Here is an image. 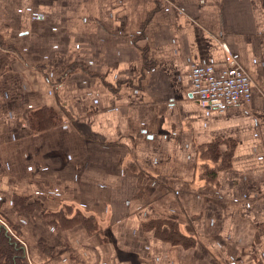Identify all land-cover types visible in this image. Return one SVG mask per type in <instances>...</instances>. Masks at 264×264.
<instances>
[{
	"label": "crops",
	"instance_id": "1",
	"mask_svg": "<svg viewBox=\"0 0 264 264\" xmlns=\"http://www.w3.org/2000/svg\"><path fill=\"white\" fill-rule=\"evenodd\" d=\"M222 42L256 87L217 113ZM0 201L36 263L264 264V0H0Z\"/></svg>",
	"mask_w": 264,
	"mask_h": 264
},
{
	"label": "built area",
	"instance_id": "2",
	"mask_svg": "<svg viewBox=\"0 0 264 264\" xmlns=\"http://www.w3.org/2000/svg\"><path fill=\"white\" fill-rule=\"evenodd\" d=\"M221 46L224 51L221 66L213 63L195 64L189 72L190 96L200 106L217 113L247 102L256 87L232 51L223 42Z\"/></svg>",
	"mask_w": 264,
	"mask_h": 264
},
{
	"label": "rangeland",
	"instance_id": "3",
	"mask_svg": "<svg viewBox=\"0 0 264 264\" xmlns=\"http://www.w3.org/2000/svg\"><path fill=\"white\" fill-rule=\"evenodd\" d=\"M55 192H57V190L53 189V191H51V194ZM10 198L11 199H9L6 204L7 205L9 204L11 209H13L14 211L20 212L23 214H34L35 212L36 213L44 212L43 214L46 217V219L47 218L50 219L49 220L50 223L54 225L56 228H60V229L65 228V227L68 228L69 226H73L75 222L77 224H81L86 227L88 226H90V228L95 227L93 222H91L92 219H90L91 221L87 218L85 219V217L80 216V214H77L76 216H74L75 217L74 219H71V220L66 219L64 217L65 214L73 215L75 213L74 212L75 208L72 206L71 207L70 206L65 207L64 205L62 207L60 206L59 211L53 213V212L45 211L39 203L33 202V203L28 204L27 199H24L16 194H13ZM3 206H4V203L0 201V222L4 223L8 227L13 237L18 241V243H20L24 247V251L26 254V260L28 261V263L29 264H41L40 262L39 263L34 262L30 258L27 240L23 236L21 228L19 227L18 224H15V222H13L10 219L9 213H6L2 209ZM145 225L155 226V229H157V232H158L157 233L158 236L165 238L163 240H166L169 242H176L180 240V237L173 238V233L171 232L169 233L163 232L161 230L162 222L159 219L155 221H150L149 223L147 222ZM167 227L172 231L173 226L171 223H168Z\"/></svg>",
	"mask_w": 264,
	"mask_h": 264
},
{
	"label": "trees",
	"instance_id": "4",
	"mask_svg": "<svg viewBox=\"0 0 264 264\" xmlns=\"http://www.w3.org/2000/svg\"><path fill=\"white\" fill-rule=\"evenodd\" d=\"M162 231L173 233V238L178 237L173 229L172 231ZM0 264H29L26 260L24 247L18 243L8 227L2 222H0Z\"/></svg>",
	"mask_w": 264,
	"mask_h": 264
}]
</instances>
